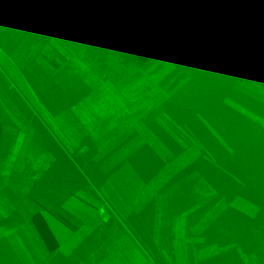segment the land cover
<instances>
[{"label":"rangeland","instance_id":"1","mask_svg":"<svg viewBox=\"0 0 264 264\" xmlns=\"http://www.w3.org/2000/svg\"><path fill=\"white\" fill-rule=\"evenodd\" d=\"M73 1L74 0H57V2L64 6V11L60 9L56 1H54L56 7L62 12L61 15L57 14L56 16L50 17V24H53V20L55 22L54 24L59 25L61 29L56 32L55 39L49 40V46L45 47L40 46L44 43L41 42V37H34L37 32H40L37 21L42 17L38 12H40V8H46L44 0L36 1L38 4L25 1L24 5L20 8L22 9L21 12H23V15L18 22L11 20V18H14L16 12L9 18L4 17L0 13V121L2 125L5 122L4 128L7 132L3 134L2 138V152L4 156L0 161V167L11 170L8 174H4L3 172L0 173V209L2 211L0 214L3 215V218L0 219L2 224V228L0 229V264H20L19 261L14 258L15 256L10 254L12 244L6 241V234L17 232L18 223L25 222L30 211H35L39 206L45 205L44 202H41V199L46 200L43 194L45 192L40 189V184H45L44 181L47 179L46 176L41 173L42 166L46 163V157H43V154H48L47 150L54 148L56 143L49 137L50 133L43 135V140L46 144L44 149L40 146L42 143L40 137L38 139L39 143H37V135L25 137L27 130L35 129L37 125H39V112L30 111L25 105L27 103L31 104V98L38 102L44 101L46 106L51 109V114L55 116L58 115L62 109H66L76 98L74 95L76 91L79 94L87 92L88 90H92V87L96 84L102 82H108L118 90H126L128 88L133 90L131 88L136 86L139 80L145 82V84L154 85L156 88L158 87V90L163 84L169 82L170 88H176L173 90L172 98L174 97L177 103L182 102L185 107L190 109L194 107H203V110H206L208 116L211 118L208 119L200 113L201 120L212 129L218 136L219 142L222 145L225 144L229 152H232V148L228 146L229 142H227V138L238 146L239 151H236L237 156H235V160L239 164L242 172L244 174L246 173V175H250V177L247 178L249 180L252 179L251 184L254 185L253 181L258 182L259 179L256 178V174H253L255 167L253 168L254 165H250V162L255 160V164L264 169V127L255 129L253 126L251 129L245 121L238 118H235L231 125L230 123L228 125L222 121L223 117L231 122L233 116H230L232 114L226 112L222 113L223 110L219 107L213 108L207 104L202 105V103L195 102L193 99L194 95H197L196 93H198V90L200 92L204 91L203 74L205 70H203L202 67L209 61V58L204 56L205 53L214 47L226 48V45L233 46L234 49L236 47V49L239 50L241 48H243L242 50H247L250 48L247 46L248 41L238 45L228 42L227 40L217 45H212L210 42L207 45H200L199 43L195 44V46L188 45L185 39L186 37H191V33L188 32L189 28H191L196 21L204 22V15L202 14L206 8L204 7V3L203 5L199 0H128V5L130 6L125 10L122 9L124 11L119 13L118 17L122 18L125 21V25L144 39L149 46V52L155 56L146 66L137 67L125 60L119 52L100 38L101 27L107 24L111 19L108 12L110 10L113 12L114 9L103 0H76L75 3H73ZM78 2L81 5H77ZM129 11H133L139 15H132L131 18H128L125 14ZM1 12L3 13V11ZM115 16H117V14H113V18H115ZM206 23L210 25L214 23V20L210 18ZM257 31V34L254 35L256 37L255 42L264 40V25L258 27ZM187 32L189 34L183 37V34ZM44 36L45 34H43V38ZM31 37L35 40V42H33L35 46L26 47V44H28L27 41L32 39ZM240 37L243 39V34H240ZM177 41L182 42L186 46L175 44ZM261 46L262 45L258 47ZM13 49H15L13 56H8L7 51ZM251 59L254 63L256 62L254 54L248 56V60ZM49 60L58 62L59 66L54 67L50 65ZM244 65L247 66L248 64ZM244 65H242V67H245ZM165 67H173L176 74L169 76V78L164 77L159 79V76L156 75L155 72L158 73L163 71ZM232 78L236 84L238 82H246L257 88L256 90H242L245 94L252 95L250 99L240 92L235 94V92L233 93L225 88L219 92L217 91V94H211L210 99H214L213 103L227 100L230 104L235 106V108H239L242 114L250 116V119L263 125L264 81H259L254 74H249L247 72L234 73ZM148 79H151V81ZM21 82L24 83L26 88L28 87L30 95H28L25 90H22V86H20ZM72 83L78 86L83 84V87L72 89L74 88ZM145 84L141 86L144 87ZM29 85L34 90H30ZM240 86L245 88L243 84ZM232 97L236 99L233 100ZM164 107L165 109L168 108V106L165 105ZM218 108L220 110H218ZM159 113L160 110L155 112L152 111L150 114H146V119H149L148 117L152 119ZM167 117L169 116L160 113V118H162L163 122L168 121ZM212 123H214V126L217 125L221 129L219 132H221L220 134H222V136L216 132L215 127H212ZM177 126L178 125L174 127V131H179ZM229 134H231L232 137H229ZM51 136L54 137L55 135ZM185 141L186 149L188 146L194 145L191 144L192 142L188 139H185ZM205 144L209 146L201 145L199 150L206 153V156L212 160L213 157H217V159L226 163V156H224V153L217 147L214 141H208ZM86 145V153H89L92 150V146L88 143H86ZM195 147V145L191 146V152H194ZM82 152H84V150ZM148 152L149 149L145 145L140 148V154L147 155ZM196 153H198V151ZM52 155H54L53 160H55V164L58 163V160L62 164L64 167L62 170H70L68 175L63 174L60 176L61 180L64 177V183L67 188L65 189L64 196L70 199L71 204L75 202L80 205L81 197H86V199L89 200L91 197L84 187L87 186L89 189L92 184L90 181H87L89 175L86 172L79 171L76 167L77 165L80 166L79 161L81 159H79V151L73 152L71 155L61 153V157L59 158L56 157V153L54 152ZM249 160L250 162H248ZM225 163L216 164V166L222 168ZM73 166L77 171L75 174L72 173ZM143 166L146 168V172H148V168L151 165L149 166L148 163L143 162ZM191 168V171H194L193 168L196 167L193 166ZM251 169H253V172L250 171ZM204 170L207 174L211 173V168L207 165L204 167ZM255 173H257V175L259 174L257 170H255ZM142 174L144 175L143 172ZM55 177L56 176L52 179L54 183L57 181ZM85 178L87 179L86 181H84ZM263 179L264 177H262L261 180ZM201 181L204 183L201 184ZM181 182L196 186L200 194H202L203 197L205 195L202 201L204 203L197 209L206 210L207 214H211L209 215L210 220L215 218L218 214H222L224 209H226V199L221 193L216 192L199 173H190L185 176ZM78 185L80 188H78ZM243 185L244 184H242V186ZM261 188H264V185ZM253 190L259 193L255 191L254 188ZM51 194L52 201H49V203H52L55 208L57 207V202L55 200L56 193L52 192ZM244 194L247 197H253V200L264 203V191H262L261 194L259 193L258 197L253 192H244ZM48 196L50 197V195ZM92 196V199H94L93 194ZM84 199L85 198H83V200ZM249 201V199L243 198L242 196L235 197L232 200L237 207L250 209L248 204ZM82 202L84 203V201ZM83 203L81 205H83ZM87 203L85 202L83 207H86ZM213 203L217 204L213 206ZM102 208L104 209L102 214H107L109 218H111L108 223L112 225L111 230L125 232L131 230V226L133 228L137 227L133 219L130 223L121 222L120 217H117L114 212H111L110 208L105 203ZM251 208L254 209V207ZM259 209L260 208L257 206V210ZM46 210L48 211V209ZM254 210H256V208ZM226 218L227 220L224 222V228L223 226H219L217 231L212 229L211 232H209V240L217 245L220 244L223 246V242L226 243L227 241V235L235 239L236 234L233 229L235 228L234 226L239 229L240 225H245L246 219H244L239 212L238 215H231V217ZM85 219L86 217L82 215L80 210L74 211V216L69 219L74 228L71 231L77 232V238L62 236V242L69 238L62 246L65 252L68 250L73 252L74 250H72L71 247L75 242H79L77 245L84 243L83 239H81L83 236L82 234L88 229H91V226ZM106 229L109 230L110 226H107ZM23 231H25V234L29 233V230L24 229ZM70 234L71 233H69V235ZM20 237L21 235L13 240L15 245L20 246L23 244V240ZM245 237H249L247 232H244L243 238L245 239ZM237 240L241 241L242 238H237ZM149 245L148 243L146 244V248H144L145 251L150 247ZM79 246L76 248V253H68L69 255L66 256L63 264H91L100 253V250H98L96 255L94 254L88 257V255L81 252ZM252 250L254 249L247 247V251L249 252L247 255L248 261L251 263L256 261L257 263H263L258 253ZM147 264L153 263L149 260Z\"/></svg>","mask_w":264,"mask_h":264},{"label":"crops","instance_id":"2","mask_svg":"<svg viewBox=\"0 0 264 264\" xmlns=\"http://www.w3.org/2000/svg\"><path fill=\"white\" fill-rule=\"evenodd\" d=\"M25 1L38 4L36 2L38 0H0V10L3 11L0 13L9 18L16 12L11 20L18 22L23 15L20 8ZM44 1L46 8H40V12L36 11L42 18L37 21L40 32H37L34 37H41L40 40L44 43L40 46L45 47L49 46V40L55 39L56 32L61 29L59 25L54 24L53 20L54 25L50 24V17L61 15L60 9L64 11L65 8L57 0ZM54 1L60 9L56 7ZM199 2L204 3V7H206L202 13L204 22L196 21L189 28L188 32L191 33V37L185 39L188 45L195 46L197 43L207 45L209 42L212 45H217L229 38L236 41L242 39L240 37L242 33L234 28L215 6L207 0H199ZM77 5L81 4L78 2ZM72 10L74 11L73 8ZM124 10L119 12L110 10L108 13L111 19L101 27V30L114 19L113 14H117L115 18L125 23L122 18L118 17V14ZM132 15L139 14L133 11L125 14L128 18H131ZM210 18L214 20V23L209 25L206 21ZM66 22L68 23L67 20ZM188 32L183 34V37L188 35ZM43 34H45L44 38ZM31 38L27 41L26 47L35 46L33 44L35 40L33 37ZM175 44L186 46L178 41ZM14 53L15 49L7 51L10 57ZM155 73L159 79L169 78L176 74L173 67H165V70ZM252 74L259 81H264V76ZM148 80L151 81V79ZM245 83L238 82L234 88L238 91L257 89L255 86ZM144 84L145 82L139 80L134 86L135 88H131L133 90L129 88L118 90L108 82L96 84L92 90H88L82 97L74 99L66 109H62L55 116L51 114V109L44 102H38L31 98V104H25L30 111L39 112V125L35 129L27 130L25 137L37 135L36 141L39 143L40 137L42 142L40 146L44 149L46 144L43 135L50 133L55 135L53 137L49 134V137L55 141L56 146L48 149V154H43V157H46V163L42 166L41 173L47 179L44 181L45 184H40V189L45 192L43 194L46 200L41 199L45 205L39 206L35 211H30L25 222L18 223L17 232L6 234V241L12 244V246L10 245V254H13L20 264H63L68 253H76V248L79 245L81 252L88 257L96 255V252L100 250L98 257L91 264H147L149 260L153 264H264V242L257 244L253 241H242V246H237L233 252L228 254L234 247H231L234 241L223 242L222 246L209 240V232L212 229L218 230L211 228V225L221 214L210 220L209 215L211 214H207L206 210L197 209L204 203L202 201L205 195L203 197L196 186L181 182L188 174L199 173L216 191L210 183L211 175H216L207 174L204 164L192 165L193 160L199 156L201 151L199 149L202 145L201 140L194 135L191 129L190 122H192L193 114L187 110L192 108H187L182 102L177 103L174 97L172 98L173 90L176 88H170L169 82L163 84L159 90L158 87L149 84L142 87L141 85ZM239 84H243L245 88ZM20 86L30 95L28 87L26 88L23 82L20 83ZM29 89L34 90L30 85ZM230 91L235 92V90ZM232 99L236 98L232 97ZM217 103L227 104L240 111L227 100ZM164 105L168 108L165 109ZM157 110H160L161 114L169 116L167 122L162 121L160 113L152 119L150 117L146 119V114ZM197 115L201 119L200 113ZM178 117L182 123L176 120ZM248 117L250 118V116ZM4 124L2 125L1 122L2 138L3 134L7 133ZM176 125H178L179 131H174ZM205 125L212 131L207 124ZM215 130L218 132L217 129ZM212 133L216 135L213 131ZM216 137L218 136L216 135ZM201 138H203L202 135ZM185 139L190 140L191 144L196 146L194 152H191V146L194 145H190L186 149L187 140L185 141ZM86 143L92 146L89 153H86ZM144 145L149 149L147 155L140 154V148ZM83 150L84 152H82ZM76 151H79V159H81L80 166L76 167L79 171L89 175L88 180L85 178L84 181H90L92 184V188L84 187L91 198L87 200L86 197H81V204L82 201L88 202L86 207H83L84 203L83 205H78L75 202L71 204L70 199L64 196L67 188L64 177L62 181L60 176L68 175L70 170H62L64 167L59 160L55 164L54 155H52L54 152L59 158L61 153L71 155ZM197 151L198 153H196ZM3 156L4 153L1 149L0 161ZM210 160L216 161L217 157ZM143 162L151 165L148 172H146ZM193 166L196 167L193 168L196 172L191 171ZM1 172L8 174L11 170L0 167ZM72 173H77L74 166ZM178 175H182L179 180L176 178ZM54 176L57 180L55 183L52 181ZM203 183L201 181V184ZM78 188H80L79 185ZM52 192L56 193L57 207L55 208L52 203H49L52 201ZM92 194L94 199H92ZM83 198L85 199L83 200ZM104 203L111 212L120 217L121 222L130 223L133 219L137 227L131 226L132 229L125 232L111 230L112 225L108 224L111 218L107 214H102ZM216 204L213 203V206ZM79 210L86 217L85 220L91 229L82 234L83 244L77 245L79 242H75L71 247L74 251L65 252L62 246L69 238L62 242V236L77 238V232L71 231L74 228L69 219L74 216V211ZM35 212H40L43 215L57 239L58 248L53 252L46 249L30 221V217ZM0 213H2L1 209ZM58 216L67 219L73 229L62 223ZM1 218L3 215L0 214ZM107 226H110L109 230L106 229ZM24 229L29 230V233L25 234ZM69 233L71 234L69 235ZM19 235L23 240V244L20 246L15 245L13 241ZM237 237L236 234L235 239ZM147 243L150 244V247L145 251ZM247 247L254 249L252 251L258 253L263 263L249 262Z\"/></svg>","mask_w":264,"mask_h":264},{"label":"trees","instance_id":"3","mask_svg":"<svg viewBox=\"0 0 264 264\" xmlns=\"http://www.w3.org/2000/svg\"><path fill=\"white\" fill-rule=\"evenodd\" d=\"M105 3L110 5L115 12H119L128 5V0H103ZM211 5L215 6L222 14L223 16L228 20V22L236 28L238 31H240L243 34V39L240 41L233 40L229 38L227 41L234 43L236 45L244 43L245 41H248V47H250L247 50H242L243 48L234 49L233 46H228L226 48H212L208 50L205 53V57L209 58V61L204 64V67H202L204 71L203 74V89L205 91L200 92L198 90L197 95H194V101L202 103V105L207 104L210 107H219L222 109V113L226 112L229 114H232L230 117L231 122L225 117H223V120L225 123L231 125V123L234 121L235 118L241 119L245 121L252 129L254 126L255 129L263 128L264 124L261 125L254 120L250 119L248 116L242 114L240 111L233 109L227 104L222 103H213V98L210 99L211 94H217V91H221L224 88L226 90H235L236 93H241L245 97H248L249 99L252 97L250 94H245L242 90L238 91L236 88H234L236 83L234 79L232 78L233 74H237L240 72L243 73H256L258 76L263 77L264 76V40H260L258 42H255L256 37L254 35L257 34L258 27L261 25H264V0H207ZM100 38H102L104 41H106L112 48H114L119 54L128 62L132 63L134 66L140 67V66H146L152 61V58L155 57L149 52V46L144 41L142 37H140L137 33H135L133 30H131L127 25H125L120 19L114 18L112 21L100 31ZM261 42V43H260ZM262 45L261 47L257 46ZM254 45V46H252ZM224 46V45H223ZM252 46V48H251ZM257 46V48H256ZM225 47V46H224ZM239 52V54H238ZM254 54L256 57V62L254 63L253 60H248V56ZM50 65H53L54 67H58L59 63L53 60H49ZM244 64H248L247 66ZM244 65L245 67H242ZM245 71V72H244ZM202 79V80H203ZM195 81V79H194ZM73 87L72 89H77L78 87H83V84H80L79 86L75 83H72ZM77 85V86H76ZM214 89V90H213ZM205 92V93H204ZM77 93V94H76ZM74 94L76 96L75 100L82 97L86 92L78 93L76 91ZM44 102V101H43ZM194 102V104H195ZM45 103V102H44ZM218 108V110H220ZM204 108H192L191 110H187L193 114L192 116V132L194 135L201 140L202 145L207 146L208 144H205L208 141H214L219 149L224 153V156H226L227 161L226 163L221 161L220 159H217V161H211L208 157H206V153L203 151H200L199 156L193 160L192 165H198V164H204L211 168V173L216 176H212L210 178V183L212 186L216 189L218 193H221L226 198L227 201V207L222 212L221 216L212 223L211 228L217 229L219 226H223L224 228V222L227 220L226 217H231V215H238L241 214L245 221V225H240V228L237 229L236 226L233 228L238 235L237 238H242L241 241L235 239L233 240L229 235H227V241L231 240L234 241V243L231 245L233 249H230V252H233L237 246H242V241H253L257 244L260 242H264V203H261V201L253 200V197H247L244 192H253L256 194V196H259V193L261 194L262 191H264V188H261L264 185V169L260 166H257L255 163L256 161L253 160L250 162V165H254L255 170L258 171V174L255 173V170L253 172V169L250 171L253 172V174H256V178L259 179V181H253L254 185L252 183V179L249 180L247 177H250V175H246L242 172L240 167L238 166L237 161L235 160L236 151L238 150V146H236L234 143H232L228 138L227 142L228 146L232 148V152H229V150L223 146L217 139V137L212 133V131L204 124V122L199 119L198 115L201 113L204 115V117L210 119L211 117L208 116L206 110H203ZM215 111V109H214ZM216 112L218 113L217 109ZM210 117V118H209ZM215 117V116H214ZM216 119V117H215ZM178 122L182 123L180 118H176ZM227 120V121H225ZM213 127L217 129V131H221V129L216 125L214 126V123H212ZM258 125V126H257ZM225 133V132H224ZM223 133V134H224ZM201 135L203 138H201ZM225 135V134H224ZM222 136V134H221ZM229 137H232L231 134H229ZM1 138H2V126L0 121V151L2 149L1 144ZM226 139L225 137H223ZM206 139V141H204ZM209 146V145H208ZM241 159V158H240ZM242 161V160H241ZM223 164L222 168H219L216 166V164ZM253 163V164H252ZM182 177V175L176 176L178 180ZM242 184H244L242 186ZM261 187H260V186ZM255 191L259 192L256 193ZM242 196L243 198L249 199V208H239L235 205V203L232 202V200L235 197ZM263 196V195H261ZM264 197V196H263ZM263 205V206H262ZM257 206L260 208L257 210ZM262 206V207H261ZM256 208V210H254ZM58 218L61 220L62 223H64L67 226H72L69 224L68 220L64 217L58 216ZM30 221L36 230L37 234L39 235L42 243L46 247V249L50 252L55 251L58 248V242L57 239L52 232L51 228L49 227L48 223L46 222L45 218L40 212H35L31 217ZM210 228V229H211ZM73 229V228H72ZM230 230V229H228ZM244 232H247L249 234V237H244Z\"/></svg>","mask_w":264,"mask_h":264}]
</instances>
